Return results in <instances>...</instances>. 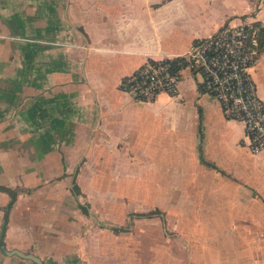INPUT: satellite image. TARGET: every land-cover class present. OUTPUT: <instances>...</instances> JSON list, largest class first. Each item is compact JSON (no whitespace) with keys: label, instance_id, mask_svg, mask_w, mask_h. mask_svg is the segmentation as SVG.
<instances>
[{"label":"crops","instance_id":"0c3cea01","mask_svg":"<svg viewBox=\"0 0 264 264\" xmlns=\"http://www.w3.org/2000/svg\"><path fill=\"white\" fill-rule=\"evenodd\" d=\"M239 22L256 32L250 77L264 100V0H0V119L13 115L0 122V186L15 192L9 201L0 189L4 248L44 264H100V219L75 204L46 216L43 199L52 178L76 197L101 193L80 188L92 167L108 198L119 189L131 200L108 236L170 219L178 263L264 264V149L248 150L243 123L225 118L187 68L151 100L119 87L146 59L182 55ZM59 186L47 189L57 199ZM0 264L36 263L0 250Z\"/></svg>","mask_w":264,"mask_h":264},{"label":"built area","instance_id":"2783aa9c","mask_svg":"<svg viewBox=\"0 0 264 264\" xmlns=\"http://www.w3.org/2000/svg\"><path fill=\"white\" fill-rule=\"evenodd\" d=\"M257 45L256 32L249 24L224 23L193 39L186 52L178 55L183 62L146 59L128 75L122 89L137 99L151 100L159 92L172 93L181 70L189 68L199 76L204 91L217 99L222 115L243 123L247 148L256 153L264 149V100L250 77Z\"/></svg>","mask_w":264,"mask_h":264},{"label":"rangeland","instance_id":"374dc122","mask_svg":"<svg viewBox=\"0 0 264 264\" xmlns=\"http://www.w3.org/2000/svg\"><path fill=\"white\" fill-rule=\"evenodd\" d=\"M2 12L5 9H1ZM8 10V9H7ZM42 18V17H40ZM189 70V68H187ZM213 96V95H212ZM215 98V97H214ZM12 113L9 111L4 120L0 119V122H4L7 125H13V117ZM18 123V122H17ZM15 124V123H14ZM107 169V168H106ZM78 171V168H72L70 174H72L73 179L75 178V174ZM101 171H105L104 168H101ZM84 178L79 180L80 188L85 192L88 189H96L101 191V193H86L88 196L76 197L75 195H71V193H66L65 188L67 185L62 184L61 186L57 185L55 180L52 178L50 182H48V187L50 186H59V192L61 197L57 199L54 196H51L47 189H45L44 201L45 204L48 205V211L46 216L54 214L57 209L65 213H70L71 209H73V204L78 207L79 211L84 214V216H92V218H99L100 222L95 221V224L99 225L101 230V241L103 245L101 247L102 251V259L100 264H184L178 263L180 255L183 257V248H179L182 242H174L175 239L171 237V233L173 230L170 228L171 220H168V223H165L164 230L158 225L157 218L149 224H146L143 228H134L133 232H120V233H112L111 236L107 228L111 225L110 222H122L125 217L127 218L128 206L130 204V199L123 198L118 195V190L116 192L115 198H108V193L106 190L109 187V183L107 179H100V176H90L92 174V167L85 168ZM88 174V175H87ZM23 186V185H22ZM23 187H16L15 190L22 191ZM51 188V187H50ZM105 191V192H103ZM87 192V191H86ZM59 200V201H58ZM154 200L148 201L149 204H152ZM59 203L56 204V203ZM111 204V205H109ZM72 205V206H71ZM74 206V208H75ZM85 208V210L83 209ZM7 209V206L4 210ZM8 210V209H7ZM50 212V213H48ZM95 216V217H94ZM51 220V219H50ZM110 221V222H109ZM91 224V223H89ZM161 225V224H160ZM166 226V227H165ZM174 232V231H173ZM131 233V234H130ZM178 235L182 234L180 239L187 240L185 232H175ZM87 235V232L85 233ZM88 236V235H87ZM87 236L85 238H87ZM75 238V237H74ZM92 238V237H91ZM90 238V241H91ZM110 241V243H108ZM176 245L178 248H176ZM88 246V245H87ZM180 250V251H179ZM186 250V248H185ZM172 251H177V255L174 256L170 254ZM78 252L82 258H84L83 254L92 253V250L85 247V251ZM92 256V255H91ZM175 259V261H172ZM42 260V259H41ZM170 260V261H168ZM44 264V263H43ZM86 264V263H85ZM186 264V263H185Z\"/></svg>","mask_w":264,"mask_h":264},{"label":"trees","instance_id":"16d2710c","mask_svg":"<svg viewBox=\"0 0 264 264\" xmlns=\"http://www.w3.org/2000/svg\"><path fill=\"white\" fill-rule=\"evenodd\" d=\"M263 29V27H262ZM261 46V45H260ZM165 60L169 61L171 64H177V62H183V57L182 56H173L171 58H166ZM147 61L149 62H152L153 60L151 58H148ZM183 64V63H182ZM135 72V70L132 71L131 74H133ZM128 78V75H124L120 78V82H119V87L122 88V83ZM72 188L74 190H77L76 189V185L75 184H72ZM0 189L1 190H5L7 192H9V196H10V200L13 199L14 195H15V192L13 190H9L5 187H2L0 186ZM8 203V202H7ZM85 210V208H83ZM152 212L148 211V212H144V213H137L136 215H139V216H148V215H151ZM3 223L1 224V227H0V239H1V236H2V232H3ZM112 229L115 230V231H118V230H125V226H112ZM1 241V240H0ZM1 250V248H0ZM2 251V250H1Z\"/></svg>","mask_w":264,"mask_h":264},{"label":"water","instance_id":"95a60500","mask_svg":"<svg viewBox=\"0 0 264 264\" xmlns=\"http://www.w3.org/2000/svg\"><path fill=\"white\" fill-rule=\"evenodd\" d=\"M0 248L5 254H15L19 257L30 259L36 264H43L42 260L37 255L32 254L30 252H22L15 248L5 249L2 240L0 241Z\"/></svg>","mask_w":264,"mask_h":264}]
</instances>
